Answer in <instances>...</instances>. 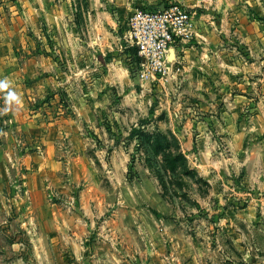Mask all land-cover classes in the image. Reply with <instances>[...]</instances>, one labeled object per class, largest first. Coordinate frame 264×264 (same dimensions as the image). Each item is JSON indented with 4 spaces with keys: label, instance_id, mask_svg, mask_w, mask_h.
I'll return each mask as SVG.
<instances>
[{
    "label": "rangeland",
    "instance_id": "rangeland-1",
    "mask_svg": "<svg viewBox=\"0 0 264 264\" xmlns=\"http://www.w3.org/2000/svg\"><path fill=\"white\" fill-rule=\"evenodd\" d=\"M105 10L0 0V79L23 101L0 111L3 256L17 241L20 264H264V166L232 163L244 122L247 149L264 143L249 131L264 101L229 110L215 73L187 86L181 62L166 85H135L123 47L88 58V24ZM229 114L241 134L223 130Z\"/></svg>",
    "mask_w": 264,
    "mask_h": 264
},
{
    "label": "crops",
    "instance_id": "crops-1",
    "mask_svg": "<svg viewBox=\"0 0 264 264\" xmlns=\"http://www.w3.org/2000/svg\"><path fill=\"white\" fill-rule=\"evenodd\" d=\"M138 2H145L150 7L179 2L195 10L196 36L183 50L179 47L181 69L186 72L185 85L198 87L204 84L207 77L204 74L203 76L201 71L209 75L215 73L212 79L221 88L226 89L223 100H226L229 110H235L239 107L238 102H247L254 99V96H258L260 103L264 101V0H108V4L116 8L115 12L102 11L101 20L99 17H92L88 24L87 32L90 38L88 58H93L94 52L115 55L113 52L115 48L122 49V35L127 18L133 5ZM237 87L243 89L239 90ZM257 117L264 119V113L258 114ZM233 118L234 115L223 130H228L236 136L242 132L238 133L237 121ZM244 123L241 125L244 134L238 137V143H235V149L241 152L237 154L239 157L236 155L232 158V163L245 166L252 172L254 165L260 163L264 166V163L262 164L264 143L253 148L250 145L249 151L246 136L249 133L247 132L249 126ZM199 127L207 128L204 125ZM254 129L258 133L264 130V126L260 124L250 126L249 131L252 132ZM243 154L247 155L241 160ZM253 155L257 156L255 163ZM221 163L223 164V161ZM258 172L263 175L264 171L259 168ZM242 216L246 221L252 220V217L245 216V212H240L238 218ZM17 246L20 244L12 241L4 247L6 250L11 248L12 254L16 255L11 261L5 259L0 248V264H20V251ZM245 258L248 262L258 261L251 255H246Z\"/></svg>",
    "mask_w": 264,
    "mask_h": 264
},
{
    "label": "built area",
    "instance_id": "built-area-1",
    "mask_svg": "<svg viewBox=\"0 0 264 264\" xmlns=\"http://www.w3.org/2000/svg\"><path fill=\"white\" fill-rule=\"evenodd\" d=\"M195 13L194 9L179 2L156 8L139 6L130 12L122 47L137 50L140 61L134 66L139 72L140 86L166 85L176 77L179 49L183 50L196 36ZM172 50L174 59L170 61Z\"/></svg>",
    "mask_w": 264,
    "mask_h": 264
},
{
    "label": "clouds",
    "instance_id": "clouds-1",
    "mask_svg": "<svg viewBox=\"0 0 264 264\" xmlns=\"http://www.w3.org/2000/svg\"><path fill=\"white\" fill-rule=\"evenodd\" d=\"M0 93H5V107L0 110L7 113L13 109V107H19L22 105V96L15 90L14 82L8 78L0 79Z\"/></svg>",
    "mask_w": 264,
    "mask_h": 264
},
{
    "label": "trees",
    "instance_id": "trees-1",
    "mask_svg": "<svg viewBox=\"0 0 264 264\" xmlns=\"http://www.w3.org/2000/svg\"><path fill=\"white\" fill-rule=\"evenodd\" d=\"M125 57L128 59L129 61V64H130V68L131 69H134L135 66V62H139L140 61V58L137 56V50L135 48H127L123 51ZM136 131H133L132 134H135Z\"/></svg>",
    "mask_w": 264,
    "mask_h": 264
},
{
    "label": "water",
    "instance_id": "water-1",
    "mask_svg": "<svg viewBox=\"0 0 264 264\" xmlns=\"http://www.w3.org/2000/svg\"><path fill=\"white\" fill-rule=\"evenodd\" d=\"M174 59V52L173 50L171 51V54H170V61H173ZM133 80H134V83L135 85H140V76H139V72H138V69H135V71L133 72Z\"/></svg>",
    "mask_w": 264,
    "mask_h": 264
}]
</instances>
